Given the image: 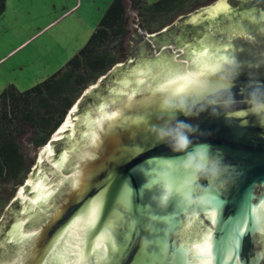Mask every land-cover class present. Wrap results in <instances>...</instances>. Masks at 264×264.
I'll return each instance as SVG.
<instances>
[{
	"label": "water",
	"instance_id": "water-1",
	"mask_svg": "<svg viewBox=\"0 0 264 264\" xmlns=\"http://www.w3.org/2000/svg\"><path fill=\"white\" fill-rule=\"evenodd\" d=\"M240 1L232 8L219 0L138 35L136 44L151 46L145 56L117 63L83 92L38 148L0 221V264H264V118L239 110L244 104L228 116L179 117L195 127L193 145H209L221 165L187 200L174 193L194 177L181 174L182 157L148 131L165 97L186 96L227 58L240 64L238 100L249 81L264 82V0ZM174 28L157 48L156 38ZM114 216L121 226L105 231ZM241 217L233 252L232 224Z\"/></svg>",
	"mask_w": 264,
	"mask_h": 264
},
{
	"label": "trees",
	"instance_id": "trees-1",
	"mask_svg": "<svg viewBox=\"0 0 264 264\" xmlns=\"http://www.w3.org/2000/svg\"><path fill=\"white\" fill-rule=\"evenodd\" d=\"M132 1L142 28L152 34L180 13L208 0ZM7 2L0 0V18L5 15ZM176 32L174 28L168 35H160L156 44L169 43ZM128 33L127 0H112L87 43L65 66L27 90L14 84L4 89L0 94V188L4 184H22L30 172L20 144L24 132L31 133L35 146H44L85 89L106 76L127 55L141 48L151 49L148 44H136L138 36L132 35V48L125 55L123 45Z\"/></svg>",
	"mask_w": 264,
	"mask_h": 264
},
{
	"label": "rangeland",
	"instance_id": "rangeland-1",
	"mask_svg": "<svg viewBox=\"0 0 264 264\" xmlns=\"http://www.w3.org/2000/svg\"><path fill=\"white\" fill-rule=\"evenodd\" d=\"M111 1L8 0L5 15L0 19V94L10 84L27 90L65 66L87 43ZM218 1L208 0L192 10L180 13L167 28L174 25L180 17L189 16ZM240 2L227 0L232 8H236ZM139 20V13L134 10L132 0H128L129 33L123 45L125 55L132 48V35L144 36L147 32L141 30ZM146 52L147 48H142L139 53L133 52L132 57L143 58ZM130 56L124 57L120 63L127 62ZM20 144L31 171L36 165L39 147L33 144L31 133L25 132ZM24 182L20 185L4 184L0 188V221Z\"/></svg>",
	"mask_w": 264,
	"mask_h": 264
},
{
	"label": "clouds",
	"instance_id": "clouds-1",
	"mask_svg": "<svg viewBox=\"0 0 264 264\" xmlns=\"http://www.w3.org/2000/svg\"><path fill=\"white\" fill-rule=\"evenodd\" d=\"M141 22L139 20L140 28ZM239 69L236 58H227L209 77L198 80L186 96L165 97L158 109L162 117L148 129L157 143L167 145L182 157L176 165L178 171L194 177L193 184L175 191L174 194L181 200L195 199L201 195L200 190L217 178L221 165L212 157L209 145H193L191 137L196 129L187 119L179 117L199 116L206 111L214 116L221 113L228 116L238 110L237 105L244 104L245 108L239 110L264 118V82L249 81L241 89L238 100L233 89L240 75Z\"/></svg>",
	"mask_w": 264,
	"mask_h": 264
},
{
	"label": "snow or ice",
	"instance_id": "snow-or-ice-1",
	"mask_svg": "<svg viewBox=\"0 0 264 264\" xmlns=\"http://www.w3.org/2000/svg\"><path fill=\"white\" fill-rule=\"evenodd\" d=\"M94 211L97 213V219H99V213L102 212V204L97 202L94 206H93ZM91 223V222H90ZM243 217H241L239 220L233 222L232 224V229H231V248L230 250L235 252L237 246H238V241L241 235V228L243 226ZM121 225L119 223V218L118 217H113L112 219H110L107 223H105L103 225L105 231H113L114 229L119 228ZM128 247L127 243L122 244V246L120 247L119 251L123 252L124 250H126ZM113 250L116 251L115 246H113ZM216 250L217 253L221 252V244L219 241H217L216 243Z\"/></svg>",
	"mask_w": 264,
	"mask_h": 264
},
{
	"label": "crops",
	"instance_id": "crops-1",
	"mask_svg": "<svg viewBox=\"0 0 264 264\" xmlns=\"http://www.w3.org/2000/svg\"><path fill=\"white\" fill-rule=\"evenodd\" d=\"M147 1V0H146ZM110 3V2H109Z\"/></svg>",
	"mask_w": 264,
	"mask_h": 264
}]
</instances>
